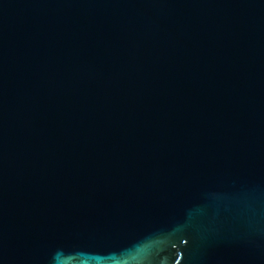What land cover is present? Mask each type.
Masks as SVG:
<instances>
[{"label":"water","instance_id":"95a60500","mask_svg":"<svg viewBox=\"0 0 264 264\" xmlns=\"http://www.w3.org/2000/svg\"><path fill=\"white\" fill-rule=\"evenodd\" d=\"M0 264H264V0H0Z\"/></svg>","mask_w":264,"mask_h":264}]
</instances>
